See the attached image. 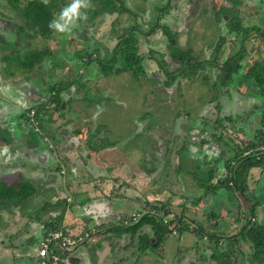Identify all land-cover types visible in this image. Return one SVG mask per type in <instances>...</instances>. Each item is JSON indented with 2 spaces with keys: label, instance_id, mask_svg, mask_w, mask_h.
Returning a JSON list of instances; mask_svg holds the SVG:
<instances>
[{
  "label": "rangeland",
  "instance_id": "1",
  "mask_svg": "<svg viewBox=\"0 0 264 264\" xmlns=\"http://www.w3.org/2000/svg\"><path fill=\"white\" fill-rule=\"evenodd\" d=\"M14 1V2H13ZM28 0H0V18H5L10 20L11 23L15 24V30L14 33L18 35V37L21 39V41H24L23 45H25V48H22L19 46V43L16 44V48L12 50L11 54L9 53V57L11 59L8 63V68L11 69V71H15L19 68L20 74L23 75L24 68L29 70L36 71L35 67L38 64H31L33 63L34 55L37 54V52L40 51V46L38 43L42 44V47L45 45V43L49 44L50 50L52 52V55L55 53V50L58 49L60 52V38H65L66 34H61V37L59 38L58 34L55 35L53 39H42V36L40 33H36L33 31L34 27L31 26L30 29L26 26L25 18L23 17V6L27 3ZM60 0H56V4L59 3ZM73 3V0H63L62 5L66 6L68 8ZM124 5L127 6L126 11H133L134 14L130 13H122L118 14L116 16L115 14H103L97 16L95 18V22L91 21L94 20L92 17H90V12L88 13L89 7H92L93 4L90 0H84V4H87L88 8L85 7L82 12H79V16H75L76 19L79 20H85L88 23H85V26L87 28L88 34L91 36V45L92 48H95V53L97 52V43L99 44V49L101 47H106V49H109V54L111 48L114 46L116 41L118 40L119 34H122L125 32L126 29H121L124 24L133 25L134 23H138L139 26L146 25L145 28H153L155 27V21L158 15L163 14L164 12H159L160 7H162L161 11H165L168 9L167 6H170V10L168 11L167 17L164 19V22L170 23L171 26L174 24H177V26H180V32L178 34V44L177 47L180 48V51H184L185 54L182 57L181 60L173 58L169 61L171 63V67L176 71L177 77L173 80L170 74H173V71L169 72L167 74L166 66L165 64H162V69L159 67L161 64L160 58L155 54L154 58H149L148 48L153 43L152 38H154L152 35L148 37V39L145 40L144 34L145 30L143 28H136V32L134 34L135 42L137 41V46L140 45L139 52L143 54V61L141 64L143 65L146 75H154L155 77H152L154 79H147V76H142L143 73H139L136 76V84L140 88L139 91H135L134 89L131 90V87H129L130 83H134L133 75L130 71H124L121 74L116 76H100L98 73L99 64L97 63V71H96V64L94 62L91 63H84L82 58L84 55H87V52H83L82 50V44H80L79 40L71 43L68 42L70 45V49H75L80 52L81 58L79 59L82 63V68H84L85 72L80 75L79 78H81L80 83L83 84L84 92L86 94V97L90 99H94V120L97 123H100L101 120H112L114 117H116V123L114 125H117L120 128H124V123H127L128 127H125L124 129L129 132L134 131V122L133 120H130L132 117L130 112L128 111L130 104L134 103L133 106L138 105V113H144L145 111H151V113L155 114V116H159L154 121V116L152 117V123L158 124L160 121H169L164 123L163 125L158 124L159 126L157 129L164 134V136H170L174 133V136H172V142L173 148H178V145L175 144V141H180L182 137H186V134H190L194 130H188V121L189 119V127L190 125H194L196 127L195 130H199L200 133L198 134L197 138L199 139V142L201 141V138L207 139L206 143L202 144L200 143V146L203 145V148L207 150V146L204 145H210L215 148H224L228 147L234 148V147H242L246 142L251 138V136L254 134V129L261 124V121L263 120V115L261 112H264V92L261 85H258L255 81L252 79H248V81L244 79L239 78L242 76L244 70H241L237 80H234L231 82L228 90L220 85V83L214 82L215 75L213 76V73L215 71L212 70H200V67L198 65L192 66V68H189L190 65H187L188 61L187 58L192 56L191 61L193 60H201L204 58V56H208L209 49H207V46L209 48H212L214 44L217 41V38L219 36V33H221L222 37H225V40L223 41L222 47H221V53L218 54V60H221V55L228 56L239 47L240 45V37L234 36V34H228L227 29L225 27V17H222L223 20L218 21V15H217V9L223 5V6H231L230 0H124ZM60 4V3H59ZM253 0H244V3L242 6H239L233 11H239L241 10V16L243 18V24L246 25L248 22V18L250 16L249 13L253 9ZM65 8V9H66ZM87 8V9H86ZM60 5L57 6L54 10L55 16L53 19V29L52 32L54 34L56 30V24L59 22L61 26H66V22H68L69 17H63L62 12L65 10ZM172 9H176L174 12ZM224 11V9H222ZM189 13L191 16H189ZM236 13V12H233ZM135 15H138L136 17ZM195 16V17H192ZM99 17V18H98ZM190 17H192L190 19ZM3 18V19H4ZM98 18V19H97ZM189 18V20H188ZM129 19V21H127ZM2 20V19H0ZM62 20V22H60ZM98 21L100 22L98 24ZM216 21L219 22L216 23ZM81 22V21H80ZM149 22V24H147ZM186 22V24H184ZM252 22V21H251ZM1 23V22H0ZM83 23V22H82ZM97 23V25H93ZM160 26H163V33L167 34L168 36L174 37L175 35L172 34V29H169L168 26H165V24H160ZM191 27V33L184 32V29L186 27ZM176 27V25H175ZM69 28H71V24L69 25ZM79 30V27L77 28ZM171 31V33H170ZM32 32V33H30ZM12 32H10L11 34ZM13 34V33H12ZM35 36H34V35ZM50 34V35H53ZM16 35V36H17ZM72 36V33L70 34ZM84 37V36H83ZM82 37V39H84ZM94 37V38H92ZM140 38V39H139ZM175 38V37H174ZM2 39V38H0ZM88 38H86L87 40ZM63 40V39H62ZM67 39H65L66 41ZM85 40V41H86ZM146 41L147 43H144L143 41ZM0 41H4L3 39ZM6 41V40H5ZM84 41V40H83ZM9 42V41H8ZM22 43V42H21ZM75 43L77 44L75 46ZM36 44V46H34ZM27 45V46H26ZM62 46H66L64 44V41L62 42ZM245 46L247 50V55L245 56L244 62H245V68L250 66L251 63L254 61H257L258 59L263 58L264 59V44L262 43L261 34L259 32H249L247 33V38L245 40ZM33 48V49H32ZM8 49L7 52L10 50L9 46L2 48L3 50ZM170 50V55H173L174 52L178 51L175 50V46L168 48ZM175 50V51H174ZM259 50V51H258ZM151 52H154V50H150ZM68 52V51H67ZM79 52L74 51V55L76 56L79 54ZM138 52V51H137ZM20 54H24L22 58H18L17 56ZM66 55V59L68 57H71L73 59V56L66 53V51H62L59 53V56L61 59H64V56ZM140 55V54H139ZM161 55L160 53L158 54ZM12 56H14L12 58ZM8 59V57H7ZM25 59V62H23ZM54 57H49V61L51 60L54 62ZM97 59V58H96ZM186 59V60H185ZM58 59L56 58V65H57ZM181 63L183 64L181 66ZM2 64L6 65L7 62H3ZM66 65L68 67H64V63L61 64V67L63 70H60V74L64 76L65 79H68L69 77L73 76V62H66ZM44 66L41 64L38 65V74L43 77V80L45 79V73L43 71ZM207 67V66H206ZM205 67V68H206ZM37 68V67H36ZM204 68V69H205ZM244 68V69H245ZM6 69H2L3 72H5ZM167 74L165 85H168V88H171L172 84H177L176 89L174 88L171 94H168V92L163 93V96L158 95V92H153L152 89L155 85V78L164 79L163 71ZM180 70V72H179ZM78 71V74L81 72V70ZM192 71V72H191ZM30 73V72H29ZM37 73V72H36ZM31 74V73H30ZM104 74V73H102ZM25 75H28L25 74ZM115 77L116 82L113 84L107 85L105 80L107 78ZM208 77V78H206ZM214 77V78H213ZM89 80L88 82L86 80ZM180 80V81H179ZM73 82H76V78L72 79ZM179 81V83H178ZM63 85L70 83L69 81H62ZM65 82V83H64ZM139 83V84H138ZM117 88L113 89L112 94L114 95L120 93L119 98L111 97L110 92H107V88ZM129 89H127V88ZM264 87V83H263ZM3 88H6L4 86ZM106 88V90H105ZM105 90V92H103ZM176 90V91H175ZM183 91V92H181ZM260 91V92H259ZM153 92V93H152ZM262 93V94H261ZM168 94V95H167ZM175 94V98L172 100L173 95ZM182 94V96L180 95ZM258 94V96L256 95ZM261 94V96H260ZM18 96L17 94H15ZM134 98H132V96ZM219 100L213 103L208 102V98L210 96H216ZM161 97V98H159ZM163 97L166 99L163 101V103L160 105L161 100ZM167 99H170L171 103L170 105H167ZM114 100L113 102L116 104L123 103L124 105H118V107L115 105L111 109L115 111H111V113L106 114L105 118L101 119V115L98 111L102 110L103 105L102 103H111L110 101ZM133 100V102H131ZM127 104V106L125 105ZM4 104L8 105L5 100L0 98V108H4ZM81 104L77 101L75 106H78ZM216 104H220L219 106H216ZM100 106V110L97 109V107ZM109 107V106H108ZM107 107V108H108ZM106 108V109H107ZM122 108V109H121ZM124 108V110H123ZM47 109H44V106L38 107L39 114L42 113V111H46ZM133 110V109H132ZM167 110L170 111L172 114L171 116L166 115ZM180 110L183 111V113L187 114L189 113L188 117L185 116H178V114H181ZM201 114L199 115V113ZM125 113V114H123ZM137 113V114H138ZM28 114V113H27ZM113 115V116H111ZM136 115V114H135ZM25 116V115H24ZM23 116V118H24ZM49 115L48 113L44 115V118H47ZM19 115L17 113H13L9 115L8 122L10 123V126H12L13 131V147L10 151H14V155H12L9 152V155L6 154L5 157H0V171H3L1 173L2 178L6 180L7 182H17L19 180H27L29 176H31V179H37L38 177H41L43 179L47 178V174L49 168L51 167V171L57 173L59 177L65 178V175H61L60 173H64V169L61 171H56L58 169H55L57 167V164L51 160L50 162H46L45 164H42V170H34L29 167L31 159H29L30 153L27 151H30L27 147V139L29 140H43L48 141L50 138L49 129L45 122L40 120V126L42 128L41 133L38 132H30L27 131L26 123L24 122L25 119L18 122ZM179 117V118H177ZM220 118L221 125L217 124L216 121H214V118ZM169 118V119H167ZM170 118H174L173 122L170 120ZM202 118H205L206 121L204 122ZM229 118V119H227ZM28 120V116L26 117ZM26 121V120H25ZM141 122V120L139 119ZM191 121V122H190ZM27 122V121H26ZM151 122V121H150ZM245 123H248V125H245ZM173 124V125H172ZM224 126L225 129H222ZM147 129V128H146ZM204 129V132H203ZM219 132L222 134L221 139H218ZM251 133V134H250ZM253 133V134H252ZM1 134V133H0ZM24 134V135H22ZM214 136H211V135ZM217 134V135H216ZM22 135L20 138L19 136ZM27 139H26V138ZM188 138H190L188 136ZM12 140V139H11ZM21 140L23 144H20V146H17L16 143ZM13 141V140H12ZM12 141H8L7 143H12ZM190 141H194L190 138ZM210 141V142H209ZM198 142V141H196ZM198 142V143H199ZM227 144H225V143ZM171 145V144H170ZM226 145H229L228 147ZM8 144L1 145L3 151H9ZM17 151H15L16 149ZM210 148V147H209ZM144 149V146H143ZM230 150V149H229ZM218 149H216L214 154L218 153ZM232 151V150H231ZM143 152V151H142ZM16 156V157H13ZM13 157V158H11ZM11 158V159H9ZM172 158L174 160L176 159L175 154L172 155ZM29 159V160H27ZM60 160L59 156L57 157V160ZM63 159V155H62ZM202 161H199V160ZM216 158H212L213 161L212 165L215 166L214 160ZM70 160V159H68ZM67 160V161H68ZM10 161V162H9ZM71 161V160H70ZM141 161H143V156H141ZM207 158H203V155L201 154L199 159H197L195 162L190 160L188 156H186V152H182L179 158L178 164H172V170L167 173L166 175L159 174L157 177L162 179V175L164 179L166 180L164 185L162 186L161 183H157L160 188L164 190L171 191L169 188H172V195L170 198H173V202L171 204V211L172 215H180L179 213H182L181 220H183V223L189 224L191 228L192 226H195V222L200 224L201 227H203V231L194 232L192 230L184 229L181 233H170L165 230L162 237H159L158 242H151L148 240H145L142 244V241L135 247L134 253L139 258V262H145V255L149 256L150 263L151 264H251V261H245V258L249 255H251V249L250 245L246 241H241L236 244V246H231V241L227 238L224 240V242L221 243V248L219 247L216 249V252L214 248V241L213 237H210L208 234L214 236V235H220L221 233L226 234L227 236H231L235 231L240 232L243 231L242 224L244 225L246 223V220L250 217V214L247 212L243 206L240 208V215L239 220L237 224L233 222L231 217L234 216L233 210L228 211V215L225 214V208H221V215L223 216V219H218L217 222L212 225L213 221H216L211 217L213 212V206L210 204L212 199L209 197V192H205L206 194H202V191L204 189L199 186L198 180L202 181L204 179L203 171L207 168H209L212 165H209V162H207ZM141 163V162H140ZM139 163V164H140ZM25 165H27L25 167ZM39 164H35L37 167ZM203 165V166H202ZM218 165H221L218 163ZM6 166L9 167V169H6ZM41 166V165H39ZM67 166H69V163H67ZM201 168H200V167ZM44 167V168H43ZM192 167L194 169H192ZM63 168V166H62ZM43 169H45V172H43ZM203 170V171H202ZM60 172V173H59ZM190 172V173H189ZM260 168H253L250 170L249 173V185H250V192L247 193V195L253 199V196H257V194L260 195V209L256 210V219L261 223L264 224V178L263 173ZM45 174V176H44ZM170 174V177L168 175ZM190 175L189 177L186 175ZM203 176V177H202ZM199 177L201 179L196 180V178ZM30 179V178H29ZM43 179H40V188L43 189ZM171 180V181H170ZM43 181V182H42ZM168 181V182H167ZM173 184V185H172ZM177 184H180V190H177ZM149 185V184H148ZM36 186L37 188L33 187ZM183 187V188H182ZM32 189L37 191L38 184L32 185ZM60 194H63L65 188L59 189ZM37 193V192H36ZM53 193L52 189L47 190L46 193L36 195L34 197H28L27 199L24 198L23 202L20 204L19 200H17L16 197L5 199L2 202V206L0 207L1 210H5L8 212L9 219L11 220V224L13 225L15 223L22 222V225H24L29 222L28 226L31 225L34 221V217L39 213V211L36 212V208L38 205H42V203L45 200H48L50 198V194ZM58 193V192H57ZM200 195V198L197 196ZM202 196V197H201ZM196 198V199H194ZM247 198V197H246ZM61 199V198H60ZM185 200L190 201L191 203L197 202L198 205H193L191 207H187L185 209ZM233 200H235L233 202ZM244 201V202H243ZM189 202V204H190ZM232 202L231 206H235L237 204H244V206H248V202L244 200L243 197L237 196V201L235 198L230 200ZM58 204V200L56 201ZM183 203V206H182ZM222 203V202H221ZM17 204V210L20 212V215L16 217L18 214L14 212L13 205ZM201 205H205L206 207L200 208ZM218 206V205H215ZM33 210V211H32ZM215 210V209H214ZM32 211L31 217L24 216L23 212H29ZM217 211V210H215ZM244 211V212H243ZM212 212L210 216H207V213ZM244 214H243V213ZM28 215V213H26ZM216 214V213H215ZM230 215V216H229ZM173 216H171L173 218ZM52 222V221H51ZM21 226V224L19 225ZM32 226V225H31ZM22 227V226H21ZM178 227L176 228V230ZM26 233H30L32 231V228L26 227ZM88 229L81 230V233H85V231ZM75 232V231H72ZM74 234V233H72ZM206 235V236H205ZM1 239H3V242H7V235L6 233H0ZM100 238V233L99 236ZM225 237V236H224ZM161 238V239H160ZM135 241L138 244V238L136 235ZM86 243V242H85ZM84 243V244H85ZM37 242L35 243V250L38 251ZM90 247V244L85 245ZM238 248H241L244 252L243 259L242 254L240 251H238ZM31 252L33 253V257L35 256V260H37L36 255L34 254L33 247L30 248ZM1 253V251H0ZM68 252L66 251L64 254H60L61 260L59 264H65L63 262V256L67 255ZM36 264L37 261H35ZM17 264V263H16Z\"/></svg>",
  "mask_w": 264,
  "mask_h": 264
},
{
  "label": "crops",
  "instance_id": "2",
  "mask_svg": "<svg viewBox=\"0 0 264 264\" xmlns=\"http://www.w3.org/2000/svg\"><path fill=\"white\" fill-rule=\"evenodd\" d=\"M189 16H191L190 13ZM192 17H190V19ZM184 24H186V22ZM143 42L147 43L145 40ZM23 55L24 54H20V56L18 55L17 57L20 59L23 57ZM9 60L5 58L4 54H0V98L5 100V102H7L8 104H4L3 109L0 108V132H2V134H8V131L10 129L12 130V126H10V123L7 119L9 115L17 113L19 115L18 122L25 119L20 117L22 114L21 110L23 108V106H21L22 102L27 101V103L29 104V101L30 103L38 101V97L29 94L28 90L26 91V89H29L31 86L32 88H39V85L43 80V77L38 74V72H40L38 71V65L36 66L37 68L35 67L36 71L24 68L23 75H19V71L21 68L15 70L14 72L11 71V69H9L7 66ZM3 62H7V64L4 65L2 64ZM95 66L97 71V65ZM2 69H6L5 72H3ZM27 73L28 75H25ZM151 76L152 75H149L148 77L150 78ZM136 82L137 80H135L134 83H130L129 87H131V90L134 89L135 91H139L140 88L138 87ZM4 86H6V88H3ZM15 94H17L18 96H16ZM131 96L132 98H134L133 95ZM131 102H133V100H131ZM75 105L76 104H73L71 110L66 108V106H63V117H73L74 123L67 124L63 128L62 133L58 132L61 144L59 151L55 149L54 152L52 151L53 155H50L48 152H40L41 147L38 148L37 146H32L28 148L30 150L27 152L30 153L29 159H31V163L29 167L31 169L42 170V164L53 160V162L57 164V167L55 169L58 170L56 171H61L62 169H64V173H59L61 175H65V178H63L62 180V177H59L57 173L51 171L50 167V172L48 171L50 174L47 175V178L43 179L41 177H38L34 180L31 179V176H29L30 179L27 178V180H25L26 183L29 184L28 186L31 188L32 185L36 183L38 184L37 191L35 189L34 193L28 197L32 198L36 195L44 194L49 189L53 190V193L50 194V198H48V200H45L42 205H38V207L35 209L36 212L39 211V213L37 212L38 214L35 217L31 214L33 210L26 212L28 213V215L25 212L21 213L27 217H34V221L30 223L32 226L29 225L32 228V231L30 233H26V227H29V222H27L24 227L22 225V222L15 223L13 225V223H10L11 220L9 219V217L13 215L9 216L8 212L5 211L6 209H0V233H6L7 235V242H3V239H1L0 237V264H36L35 261L37 260H35V256L33 257V253L30 251V248L33 247L34 254L38 259L37 249L35 250V243L37 242V246L39 247V242L42 235L45 234V232L51 230V228H46V223L51 221L52 223H54V226H56V229L53 230L59 229L67 234L80 233L81 230L84 229H88L86 231H91L93 228L97 231L98 236L100 233V238L98 237L99 242L91 244L88 249L87 246L83 245L78 248L67 250L68 254L62 257L65 264H151L149 256L145 255L146 261L140 263L139 258H137L134 253L135 247L137 245L139 247V244H137V242L135 241L137 232H132V229H125L124 227H118L117 225V221L119 222V220H129V216H131V214H133L134 212H137L135 208L140 204V197L139 193L137 192L136 186H125L123 190H120L118 184L120 183L121 185L124 182L123 180H126L128 178H126V176H132L133 174L143 178V174H141V166L137 164V159L130 158V153L135 152V149L132 150L131 146L125 145L126 140L124 135L122 134V131L125 127L120 128L117 125H114V121L116 122V117L111 120L113 127L109 126L108 120L110 119H107L106 121L101 120L100 123H97L94 120L95 111L93 109L95 108V106L94 108L90 109L85 106L79 107ZM133 105L134 103L130 104L129 114H131L132 118H135L138 121L139 119H141V116L138 113V105ZM39 106L42 107L44 105L40 102ZM32 107L38 110L35 104ZM44 109L47 108L44 106ZM97 109L100 110V106H98ZM110 109L111 106L109 105L107 109L98 111L101 115V119L105 118L106 114L111 113ZM45 114V111H42L41 114H39L38 112V119H43L44 121ZM25 120L24 122L27 124V128L31 126L33 127V124L30 122V120V124L26 122L27 120ZM202 120L204 122L206 121L205 118H202ZM90 121L91 125L88 124ZM245 125H248V123H245ZM255 130L256 129H254V131ZM41 131L42 128L38 133L40 134ZM197 132L198 133L196 134L195 140L199 142L197 136H199L198 134L200 133V131L198 130ZM121 135L123 137H121ZM154 135L156 136V139L153 140L154 144L152 145L153 150L151 157H154V155L158 151L157 147L159 145V137H166L159 131H156ZM193 136L195 137V133H191V135H189L191 139H193ZM12 140V143H7L0 140L1 158L5 157L6 154L9 155V152L14 155V151H10L11 148H14L12 146L15 140L14 138ZM166 140L168 141V139H165L163 143H165ZM200 140L201 141L199 143H196L200 144L203 140L205 142V140L207 139L203 137ZM27 141H29V139ZM6 144L10 145L9 151L2 150L1 145ZM17 144H20V142L18 141ZM188 146L189 147L185 148L184 151L186 152V156H188L193 162L197 160V156H200L201 154L203 156L205 155V152L201 153V149L194 147L193 141L191 142L189 140ZM204 146H207L206 149H208L209 147H213L210 145ZM219 147L216 148L219 150L217 155H212V158H217L220 155L223 148L221 149ZM15 151H17V149ZM204 151L206 150L204 149ZM230 155L231 152L227 153L224 158H228ZM58 156L60 160H57ZM68 159H70L71 161ZM67 163H69V166H67ZM35 164H39L41 166L38 165L36 167ZM220 164L221 165H218L219 168L217 169L216 173L217 178L225 176L226 174L224 164H222V162ZM26 166L27 165H25V167ZM6 169H9V167L6 166ZM192 169L194 168L192 167ZM43 172H45V169H43ZM1 173H3V171H0V180L8 184L16 183H14V181L7 182L2 178ZM157 173L154 174L152 178H144V180L141 179V181L148 183L149 186H152L151 182L148 181L149 179L156 178L159 174H161V171H158ZM186 175L189 177L191 174ZM114 176L118 179L113 180L112 178ZM201 178L197 177L196 180ZM40 179H43L44 181H42L43 189H41L39 185ZM117 182L119 183L117 184ZM131 182L136 183L138 182V180L134 178L131 180ZM33 187L37 188L36 186ZM64 188L65 190L63 194H60L61 192L59 189L63 190ZM165 191V194H162L160 190H158L157 193L155 191L157 196L155 198L158 199V202H160L163 197H167V195H169L167 193L168 190ZM224 191L225 189L221 188L209 194V197L215 199V201H210V204L213 206L214 213L211 215L212 212H209L207 213V216L211 215V217H217L216 215H218L220 216L219 218L223 219L220 211V209L223 207L225 208V214L227 215L228 211L233 210L234 216L231 217V219L237 224L240 218V208H238V204L235 206H231L232 202H230V200H232L234 197L230 196L228 192L226 193L225 198H223L222 193ZM28 197H26V199ZM198 197L200 198V195L197 196V198ZM221 198L223 199L222 201ZM57 200L58 204L56 203ZM234 201L235 200H233V202ZM22 202L23 199L18 203L21 204ZM189 202L190 201L185 200V209L193 205H200L197 204V202H190V204ZM221 202L223 203V205L220 206L219 209H217L215 205L217 203L220 204ZM1 204L2 203H0V207L2 206ZM241 205L243 206V208H245L244 204ZM16 206L17 204L13 205L12 207L14 208V212L18 214L16 217H18L20 215V212L17 210ZM203 207L205 208L206 206H200V208ZM214 209L217 211H215ZM179 214L182 215V213ZM20 224L22 227L19 226ZM213 224L214 223H212V225ZM144 226L146 227V234H153L155 232V230H153L152 232L148 224ZM104 239L108 240L110 244V250L109 253L105 255V257L100 258L99 254H97V251L101 249V245H99V243ZM65 252L66 251H64L62 254H64ZM74 258L77 259L75 260Z\"/></svg>",
  "mask_w": 264,
  "mask_h": 264
},
{
  "label": "flooded vegetation",
  "instance_id": "3",
  "mask_svg": "<svg viewBox=\"0 0 264 264\" xmlns=\"http://www.w3.org/2000/svg\"><path fill=\"white\" fill-rule=\"evenodd\" d=\"M230 1H231V6L228 7V6L221 5L218 8V9H220L221 7H223V8H228V10H229L228 11L229 15H227L225 17V15L222 14V16L221 17L219 16V19H217L218 21H220L221 19L223 20L222 17H225L224 20H225V27L227 29V33L228 34L231 33V34H234V36H236L235 35V31L234 32H230L228 30V28H227L228 19H230L231 15H236L240 19V21H241L240 24H241L242 27H249L248 31L245 33V35L243 37L244 38L243 39L244 46H245V40L247 38V33L256 32V31L261 34L262 43L264 44V0H253V6L254 7H253L252 11L247 12V13L250 14V16L247 17L248 18V20H247L248 23L246 25H242L243 24V18L241 16V12H242L241 10L242 9L239 10V11H233L236 8H238L239 6H242V4L244 3V0H230ZM123 2H124V0H123ZM122 4H123V7L127 8V6L124 5V3H122ZM59 5L63 9L66 8V6L62 5V3L57 4L55 6V8L57 6H59ZM55 8H54V10H55ZM161 9H162V7H160V11L159 12L160 13L164 12V13L161 14V15H158V17L156 18L155 30L152 33H148V34L144 33L142 35H144L145 40L148 39V37L150 35H152L154 37V38H152L153 39L152 40L153 43L148 48L149 58L153 59L155 54H156L158 56V58H160V61H161V64L159 65V67H161V69H162V64L164 63L165 64L164 66H166L167 74H169L168 71L172 72L174 70L171 67V63L169 61V58L172 59V56L170 55V50L168 49L170 47V44L172 45V43L170 41L171 40V36H168L167 34L163 33V28L164 27L160 26V24H165V26H168L169 29H172V33H171V31H170V33H171V35L172 34L175 35L174 36L175 38H173V40H175L174 46H176V47H177V44L179 43L178 42V34L180 32V29H179L180 26H177V24H174V25L171 26L170 23L164 22V19L167 17L168 11L170 10V6L165 11H161ZM54 10H53V14L55 16ZM172 10L174 12L176 11V9L175 10L172 9ZM125 12L130 13V14H132V13L134 14V12L130 10L129 12L128 11H124V12H117V11H113V12H108L107 11L106 12L105 11L101 15H103V14H110V15L115 14L116 16H118V14L120 15V14L125 13ZM233 12H236V13H233ZM135 16L138 17V15H135ZM99 17H100V15H99ZM3 18H0V19H2V20H0V22H1L0 23V38H2L4 41L3 42L0 41V47L3 44H5L7 46L9 45V48L11 46H13V48H15L16 44L19 43L20 47L25 48V45H23L24 41H21V39L18 37V35L14 33V30L16 29L15 28L16 25L11 23L10 20L5 19V18L3 19ZM68 20L69 21L66 22V26H63L64 31H59L56 28V30H55L53 35L48 36V37L47 36L46 37L42 36V39H46V38L53 39L55 37V35H57V34H58V36L60 38L61 34H66L65 38H60V52L66 51V53H68L69 55L73 56L74 55V51H77V52H79V51L77 50V48L70 49V47H69L70 45L68 44V42L73 43L76 40L77 41L79 40L80 44H82L83 52L84 51L87 52V55H84L83 58H82L84 63L94 62L97 65L96 62H97L98 59H101L103 61H106V60L109 59V57L107 56V53H109V49H106V47L105 48L101 47L99 49V44L98 43H97V49H98L97 52L96 53L95 52L91 53V51L93 50L92 49V45L90 44L91 43V39H90L91 36H90V34H88L87 28L85 26V23H88L87 21L76 19L75 16L74 17H69ZM188 20H189V18H188ZM93 21L95 22V19ZM127 21H129V19ZM218 21H216V23L219 24ZM60 22H62V20H60ZM99 23L100 22L98 21V24ZM57 24H60V23L57 22ZM70 24H71V28H69ZM147 24H149V22ZM93 25H97V23H95ZM134 25H138L139 26L138 23H134L133 25H128V23H127V24H124L120 28L121 29L122 28L126 29V28H129V26H134ZM175 25H176V27H175ZM145 26L146 25H142V26H139V27L143 28V30H145V32L147 33L151 28L146 29ZM78 27H79V30H77ZM10 32H12L13 34L12 33L10 34ZM184 32L190 34L191 33V27L187 26L186 29H184ZM71 33H72V36H70ZM120 35L121 34H119V36ZM238 36L240 37V45H241V35H238ZM238 36H236V37H238ZM82 37L84 39H82ZM221 37H222V35H221V33H219V36L217 38L216 43L218 42V39L221 38ZM86 38H88V39L86 40ZM92 38H94V37H92ZM2 39H0V40H2ZM65 39H67V40L65 41ZM63 41H64V44L66 46H62V48H61V45H62ZM216 43L214 44V46L212 48H209L207 46V49H209V54H208V56L205 55L204 58H202L201 60L196 59V60L191 61L192 56L188 58V64H193L194 63V65H195L196 63H199L197 65L200 67V70H202V71L203 70H207V69H208V71L209 70L215 71V73H213V76L215 75V78L213 77L214 80H215V81H213V83L218 81L217 80L218 67L216 66V64L210 63V61L212 60L213 55L215 53L214 52V47H215ZM38 45L40 46V50L43 51V56H42L40 62L38 63V65L42 63V65L44 66L42 69H43V71L45 73V79L41 81V83L39 85L40 86L39 88L36 89V88H32V86H31L29 89H26V91L28 90L29 94H32V95L38 97L37 98L38 101L31 102V103L29 101V104L27 103V101L26 102H22L21 106H23V108L21 110L22 114H21L20 117L23 118V116L25 115L24 118L26 119V117L28 116L27 113H29V111L31 109L34 110V115H36V113H35L36 111L32 107V106H34V104L38 108V107H40L39 103L41 102L47 108V110L45 112H46V114L48 113L49 116L47 118H45L44 122H45V124L47 125V127L49 129V132H48L50 134L49 140L45 141L46 139H43V140L37 141V140H33L32 139V140L27 141V147L28 148H30L32 146H34V147L37 146L38 148L41 147L40 152L41 151L48 152L50 155L51 154L53 155L54 150L56 149L57 151H59L60 145H61L60 144V140H59L60 137H59V133L58 132L62 133L63 128L67 124H73L74 123L73 117H69V118L63 117V114H62L63 106H66V108L71 110L73 104H76L77 101H78V102L81 103V104L78 105L79 107L85 106V107H88V108L92 109V108H94V99L91 98V97H90V99L86 97V94L84 92L85 89L83 87L84 83L81 84L80 81H79V80H81V78H79L80 75H82L85 72L84 68H82V65H80L82 62L79 60L81 58L80 53L82 51H80L78 55L73 56V59L71 57H68L66 59V55L64 56V59L63 58L61 59V57L59 56L60 52H59L58 49H56L55 53L52 55V52L50 50V47H49L48 43H45V45L43 47H42L41 43H38ZM76 45L77 44L75 43V46ZM139 45H138V54H140V56L142 57V61H143V59H144L143 57L144 56H143V54H141L139 52V50H140V46ZM240 45H239V47L237 49L240 48ZM34 46H36V44ZM150 50H154V52H151ZM1 53H2V49H1ZM159 53L161 54L160 56L158 55ZM246 55H247V50H246V46H245V55H244L243 60L241 61V65L242 66L240 68V71L244 70L243 74L245 73V71L249 67L248 66V67L245 68L244 59H245ZM51 56H53L55 58L54 62H52L51 60L49 61V57H51ZM228 56L221 55V60H219V61L221 62L222 60H224ZM56 58L58 59L57 65L55 63ZM88 59L90 61H88ZM263 60H264L263 58L258 59V61L261 64L264 62ZM70 61L73 62V65H72L71 68H73V72H74L73 74L74 75L71 76V78H69V79H65L64 76L60 74L59 69L63 70V68L68 67L66 65V62H70ZM253 62H254V60H253ZM62 63H64V67L63 68L61 67ZM142 67H143V65H142ZM79 69L81 70V72L78 74V71H76V70H79ZM240 71H239V73H240ZM98 73H99L100 76H103V77L110 76V75L111 76H116L117 74H120V73H114V72L104 73V71L100 68V66H99V69H98ZM102 73H104V74H102ZM173 73H176V71L174 70ZM167 74L163 71L164 79H160L159 77L155 78L156 79L155 80V85L153 86L154 89H152V91L154 92L155 89H156V92H158V95L163 96V93H165V92H168V94H171L172 93L171 90H173L174 88L176 89V87H177V84H174V83L172 84L171 88H168V85L164 84L165 80L167 79L166 78ZM243 74H241V75H243ZM171 75L172 74H170L169 76H171ZM136 76H132L134 81L136 80ZM142 76H144V77L147 76V79L149 78L148 75H146V71H145L144 67H143V75ZM152 77H155V76L152 75L149 79H154ZM261 77H264V71H262ZM74 78H76V82L72 81V79H74ZM206 78H208V77H206ZM235 79L237 80V76H235ZM243 79L248 81V78H243ZM62 81H66V82L69 81L70 83L63 85ZM86 81L88 82L89 80L87 79ZM179 81H178V83H179ZM105 82H106L107 85L110 86V84H113V83L116 82V78L115 77L107 78V80H105ZM263 83L261 85L262 88H263V91H261L262 93L264 92ZM52 86H56L58 91L56 92V90L51 89ZM113 89H117V88H115V87L114 88H107V92H110L111 97L114 98V100H116V98H119L120 93H118L116 95H114V93L112 94V91H114ZM105 90H106V88H105ZM105 90H103V92H105ZM227 90L228 89H226V91ZM181 92H183V91H181ZM261 94H260V96H261ZM180 95L182 96V94H180ZM256 95L258 96V94H256ZM159 98H161V97H159ZM174 98H175V94L173 95V98L171 97V99L173 100ZM29 100H30V97H29ZM114 100L110 101L111 103H106V104L102 103L103 110L106 109L105 107H108L109 105L111 106V108L113 106H115V105L117 107H118V105H124L123 103L116 104V103L113 102ZM160 100H161V103H160V105H161L163 103V101H165L166 99L163 97V99H160ZM217 100H219L217 95L216 96H210L208 98V102L209 103L216 102ZM167 101H168L167 105L172 104L170 102L171 101L170 99H167ZM106 105H108V106H106ZM125 105L127 106L126 103H125ZM216 106L220 107V104H216ZM110 110L111 111H115L113 109H110ZM123 110H124V108H123ZM149 110H151V109H149ZM149 110L140 114L141 122L139 120L137 121L135 118H132V117L130 118V120H133L134 122H136V123H134V129H133L134 131L131 130V132L130 131L128 132L127 129L126 130L124 129L122 131V134L124 135L125 140H126L125 145L131 146L132 150L135 149V152L130 153V158L131 159H135V158L137 159L136 160L137 164L139 166H141V170H142L141 174H143V178L133 174L132 176H126V178L127 177L128 178L126 180L124 179L123 180L124 182L121 185H120L119 182H117V184L119 183L118 187H119L120 190H123L125 186L130 187L132 185V186H136L137 192L139 193L140 204H139V206H137L135 208L137 212H134L133 214H131V216H129V218H132V219L131 220L130 219L129 220H119V222L117 221L118 227L119 226L120 227H124L125 229L128 228L129 226H131L132 224H135L134 225V227H135L134 231L137 232L138 244L140 243L142 237H145L148 241H151V242H155V243L158 242L157 241V234L155 232L153 234H146V227L144 226V225L148 224V226H150V228H151V230L153 232V230H156L153 221H156L158 223L157 224L158 226H160L162 228L164 227L167 232H170L172 234L174 233L173 229L176 227V225H175L174 222H172V217H171V216H173L172 215V211H171V204H172V201H173L174 197L170 198V196L173 193L172 188L171 187L169 188L171 190V192L167 191V193L169 195H167V197H163V199L160 202H158L157 201L158 199L155 198V197H157L156 193L158 192L160 186L157 183L160 182L162 186L165 184L164 182L166 180L164 179L163 175H162V179L161 180L158 177H156L154 179H149L148 182H151L152 186H149L148 183L142 182L141 179L144 180V178H152L153 175L156 174L158 171H161V174L163 173L164 175L169 173L172 170V167H171L172 164H174V163L178 164L181 153L182 152L184 153L185 152L184 151L185 148L189 147L188 146V142L190 140V138H188V136L190 134L188 133V134H186V137H182V139L180 141H175V144L178 145V148L174 149L172 147L173 144H174V142H172V139L174 138V137L172 138V136H174V133L171 134L170 136H166L165 138L160 136L162 138L159 137V145L157 147L158 151L154 155V157H151L152 150H153L152 145L154 144L153 140L156 139V136L154 135V133L156 131H159L157 129V127L159 126L158 124L163 125L164 123L169 122V121L162 120L158 124L152 123V120H153L152 117L154 116V121H155L159 116L156 117L155 114L151 113V111H149ZM128 111L130 112V107H129ZM180 112H181V114H178L179 117L180 116H185V117L189 116L188 112H187V114L183 113L182 110H180ZM123 114H125V113H123ZM200 114H201V112L199 113V115ZM261 114L263 115L264 112L262 111ZM166 115L168 117V116H171L172 114L170 113L169 110H167ZM38 117L39 116H37V118ZM179 117H177V118H179ZM167 119H169V118H167ZM189 119L186 120V121H188L187 122L188 123L187 132H188V130H194L193 132H191V133H195V137L193 136L194 147H197V148L201 149V153L205 152V155L203 156V158H207V160H208L207 162H209V165H212L213 161L211 159H212V155L215 156L214 153L216 151V148L212 147V148H208L206 151H204L203 145L200 146V144L196 143L195 139H196V134L198 132H197V130H195L196 127L194 125H192V126L190 125V127H189ZM170 120L173 122L174 118H170ZM38 121H39L38 125H36V126L33 125V127L31 126L32 128L28 127L27 131L30 132V133L31 132H39L41 127H40V120L38 119ZM104 121H106V120H104ZM108 121H109V126L113 127V124L111 123V120H108ZM214 121H216V118H214ZM27 123L30 124L29 117H28ZM114 123H116V122L114 121ZM88 124L91 125V121ZM124 125H125V127H128L127 123H124ZM159 132L162 133L161 131H159ZM12 133H13V131L10 129L8 131V137H9L8 141H10V142L12 141L11 139H13V134ZM31 134H33V133H31ZM19 137L21 138L22 136H19ZM121 137H123V136L121 135ZM165 139H168V141L166 140V142L163 143V141ZM8 141H6V142H8ZM19 142H20V144H23L22 141L19 140ZM17 143H16V145L20 146V144H17ZM201 143L204 144L205 142H201ZM143 146H144V149H143ZM173 154H175V157H176L175 160H174V158H172ZM141 156H143V161H141ZM199 157L200 156H197V159H199ZM199 161H202V160L200 159ZM158 165H159V168H158ZM49 172H48L47 175L50 174ZM44 176H45V174H44ZM168 177H170V174L168 175ZM134 178L136 180H138V182H136V183L131 182V180L134 179ZM112 179L116 180L118 178H115V176H114ZM176 189L180 190V184H177V188ZM155 191H156V193H155ZM160 192L162 194L166 193V191L164 189H162V188L160 189ZM165 210H169V213H167L166 215H164V211ZM124 221H126L125 224L123 223ZM153 235H154V237H153ZM106 241H108V240H106ZM97 242H99V238L97 239L96 243ZM101 242L99 243V245H101ZM102 248L103 247L101 245V249Z\"/></svg>",
  "mask_w": 264,
  "mask_h": 264
},
{
  "label": "trees",
  "instance_id": "4",
  "mask_svg": "<svg viewBox=\"0 0 264 264\" xmlns=\"http://www.w3.org/2000/svg\"><path fill=\"white\" fill-rule=\"evenodd\" d=\"M93 4L92 7H89L88 13L90 12V17L92 19L96 18L97 16L101 15L103 12H124L127 10L126 7H123V0H90ZM14 2V1H13ZM56 0H28L27 3L23 6V17L25 18V23L26 26L30 27L33 26L36 33H40L41 36H51L50 34H53L52 30L53 29V19H54V14L53 10L55 8ZM59 3H63V0H60ZM58 3V4H59ZM1 4V3H0ZM1 6V5H0ZM169 7V6H168ZM85 7L82 6L79 9V12H82V10ZM88 8V7H87ZM86 8V9H87ZM224 9V11H222ZM228 8H223L221 7L218 9L217 15L218 19L219 16L221 17L222 14L229 15ZM93 21V20H91ZM227 28L230 32L235 31V35H241V45L240 48L237 49L234 53L226 57L224 60L221 62L218 60V54L221 53V47L223 44V41L225 40V37H221L218 39V42L216 43L214 47V55L210 63L216 64L218 67V72H217V80L220 83L221 86L224 88H228L229 85L231 84L232 81L236 80L235 76L238 78V74L241 68V61L244 58L245 55V46H244V41L243 37L245 33L248 31L249 27H242L241 26V21L236 15H231L230 19L227 21ZM135 27L138 28V25L134 26H129L128 29L125 30L124 33H122L118 41L114 44V46L111 48L110 55L107 53V56L109 57L108 60L103 61L101 59L97 60V63L99 64L100 68L104 71V73H109V72H114V73H121L124 71H130L133 75H137L139 73H143V67L141 65L142 57L138 54V46H137V41L135 42L134 34H135ZM140 28V27H139ZM155 30V27L151 28L147 33H152ZM32 33V32H30ZM34 35V34H33ZM35 36V35H34ZM174 37H171V47L174 46L175 40H173ZM18 44V43H17ZM9 46V45H8ZM7 45L3 44L0 48L8 47ZM0 49V53H1ZM93 50L91 53L95 52V48H92ZM12 50H14L13 46L10 47V50L7 52V49H5L2 52V55L4 54L5 58L8 60L11 59L9 57ZM175 50H178L171 55L173 58L181 60L182 57L184 56L185 52L180 51L178 47L175 46ZM174 50V51H175ZM20 56V55H19ZM35 57L33 58V63L31 64H38L43 56V51L37 52V54L34 55ZM14 56H12L13 58ZM189 58V57H188ZM187 58V61H188ZM186 60V59H185ZM88 61H90L88 59ZM219 61V62H218ZM264 61V60H263ZM25 62V61H23ZM199 64L196 63L193 64H188L190 65L189 68H192V66H195ZM183 64L181 63V66ZM262 71H264V62L261 64L258 60L254 61L245 71V73L239 78V80L242 78H248L252 79L253 81H256L258 85H262L264 82V77H261ZM180 72V70H179ZM177 77L176 73H173L171 75V78L174 80ZM53 90L58 91L56 86H52ZM34 115V118L37 120V125L39 123L38 121V110L36 108ZM263 120L261 121V124L255 128L256 130L254 131L253 136L244 144L242 147H228L229 145H226L229 149L223 148L221 150L220 155L215 159L214 163L215 166H210L203 171L204 174V179L202 181H199V185L204 189L203 194H206L205 192L209 191H217L221 188L225 189V191L222 193L223 198H225L226 193L228 192L230 196H233L237 200V196L243 197L246 202H248V206H245V209L247 212L250 214V217L246 220V223L243 225L242 224V229L243 231L240 232H234L231 236H227L226 234L221 233L220 235H210V237H213L214 240V249L213 252H216V249L219 247L221 248V242H224L225 239H229L231 241V246H236L238 242L241 241H246L249 243V247L251 249V255L247 256L245 258V261H251V264H264V224H261L257 219H256V210L260 209V195L262 194H257V196H253V199H251L247 193L250 192V185L248 182L249 179V173L250 170L253 168H260L262 171H264V152H258V153H252L250 154H244L245 151L249 149L256 148L257 146L264 144V114H263ZM229 119V118H227ZM221 119L217 118L216 122L217 124L221 125ZM222 126V125H221ZM222 129H225L224 126ZM0 140L1 141H8L9 137L8 134L0 132ZM217 135V134H216ZM211 136H214L213 134ZM222 134L219 132L218 139H221ZM207 140H205L206 142ZM204 142V140L202 141ZM225 143V142H224ZM227 144V143H225ZM232 150V151H231ZM231 152V155L228 158H224V156ZM255 152V151H253ZM224 164L226 174L225 176H222L220 178L216 177L218 163ZM26 182L23 181H17L15 184H8L2 180H0V203H2L5 199L9 198H14L16 197L17 200H22L34 193V190L28 186ZM211 194V192L209 193ZM237 195V196H236ZM202 197V196H201ZM247 197V198H246ZM220 200V199H219ZM223 199L221 198V201ZM217 209H219L220 206L223 205V203L216 204ZM242 205L238 204V208H241ZM244 212V211H243ZM242 212V213H243ZM169 213V210L164 211V215ZM244 214V213H243ZM240 215V212H239ZM217 217H213L216 221L213 223L215 224L218 219H220L218 215ZM132 218H130L131 220ZM172 222L175 223L176 228V233H181L183 232L182 230L184 229H190L194 232L203 231V227H201L200 224L195 222V226H192L193 228L190 227L189 224H186L185 222L183 223V220H181L180 215H174L172 218ZM154 226H155V233L157 234V241L159 240V237H162V235L165 232V228L158 226L156 221H153ZM213 224V225H214ZM134 225L132 224L126 229L131 230L134 232ZM46 228L53 230L56 229V226H54V223L52 222H47L46 223ZM225 236V237H224ZM161 239V238H160ZM147 240L145 237H142L141 241L142 244L143 242ZM238 251L241 252L242 254V259H243V254L244 252L242 251L241 248H238Z\"/></svg>",
  "mask_w": 264,
  "mask_h": 264
},
{
  "label": "built area",
  "instance_id": "5",
  "mask_svg": "<svg viewBox=\"0 0 264 264\" xmlns=\"http://www.w3.org/2000/svg\"><path fill=\"white\" fill-rule=\"evenodd\" d=\"M30 122L33 125H37V120L34 118V110L31 109L28 113ZM255 151V152H253ZM264 152V144L257 146L256 148L245 151L244 154H250ZM124 224L126 221L123 222ZM176 230L173 229L175 233ZM98 234L93 228L91 231H85V233L67 234L61 230H50L42 235L39 248L37 251V263L38 264H59L61 260L60 254L64 251L74 249L77 246L87 243H95L97 241Z\"/></svg>",
  "mask_w": 264,
  "mask_h": 264
},
{
  "label": "clouds",
  "instance_id": "6",
  "mask_svg": "<svg viewBox=\"0 0 264 264\" xmlns=\"http://www.w3.org/2000/svg\"><path fill=\"white\" fill-rule=\"evenodd\" d=\"M45 2H47V0H45ZM84 6L87 7V4H84V0H73V3L71 4V6H69L68 8H66L63 12H62V16L63 17H74V16H79V9ZM56 28L59 31H64L63 26H61L60 24L56 25Z\"/></svg>",
  "mask_w": 264,
  "mask_h": 264
},
{
  "label": "water",
  "instance_id": "7",
  "mask_svg": "<svg viewBox=\"0 0 264 264\" xmlns=\"http://www.w3.org/2000/svg\"><path fill=\"white\" fill-rule=\"evenodd\" d=\"M95 243H87V244H90L91 245V244H95ZM87 244H83V245H87ZM83 245H80V246H83ZM101 245H102L103 248L100 249L99 251H97V254H99V257L100 258L105 257V255H107L109 253V250H110V245H109V242L108 241L103 240L101 242ZM80 246H77L75 248H78ZM74 259L76 260L77 258H74Z\"/></svg>",
  "mask_w": 264,
  "mask_h": 264
}]
</instances>
